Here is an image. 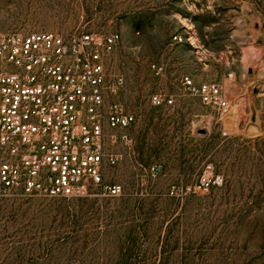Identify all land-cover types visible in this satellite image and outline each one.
<instances>
[{
	"label": "rangeland",
	"instance_id": "1",
	"mask_svg": "<svg viewBox=\"0 0 264 264\" xmlns=\"http://www.w3.org/2000/svg\"><path fill=\"white\" fill-rule=\"evenodd\" d=\"M74 30L120 35L110 70L136 116L109 170L123 192L0 195V264H264V0H0V33ZM183 76L224 83L230 113ZM207 164L222 182L204 189Z\"/></svg>",
	"mask_w": 264,
	"mask_h": 264
},
{
	"label": "built area",
	"instance_id": "2",
	"mask_svg": "<svg viewBox=\"0 0 264 264\" xmlns=\"http://www.w3.org/2000/svg\"><path fill=\"white\" fill-rule=\"evenodd\" d=\"M119 41L118 32L0 33V195H122L109 170L118 147L131 148L136 116L118 100L123 76L110 70ZM180 87L218 116L230 113L224 83L183 76ZM150 102L173 106L175 98ZM221 182L207 164L199 187Z\"/></svg>",
	"mask_w": 264,
	"mask_h": 264
}]
</instances>
